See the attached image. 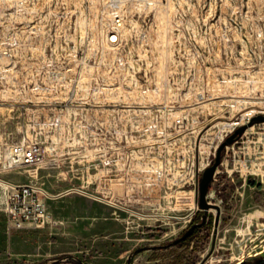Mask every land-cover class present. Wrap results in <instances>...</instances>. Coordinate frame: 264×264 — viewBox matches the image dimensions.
<instances>
[{"label": "rangeland", "instance_id": "obj_1", "mask_svg": "<svg viewBox=\"0 0 264 264\" xmlns=\"http://www.w3.org/2000/svg\"><path fill=\"white\" fill-rule=\"evenodd\" d=\"M0 3V263L264 264V121L220 151L215 244V208L172 243L201 220L196 175L264 114L247 115L264 106V0H127L119 27L110 0ZM23 135L45 158L9 169ZM17 182L47 195L45 227H7Z\"/></svg>", "mask_w": 264, "mask_h": 264}, {"label": "built area", "instance_id": "obj_2", "mask_svg": "<svg viewBox=\"0 0 264 264\" xmlns=\"http://www.w3.org/2000/svg\"><path fill=\"white\" fill-rule=\"evenodd\" d=\"M110 1L118 5L127 0ZM122 21L123 10L119 9L118 5L113 11L112 25L119 27ZM46 153V146L23 135L5 148L3 165L9 169L32 167L41 163ZM29 174L32 175L33 172ZM5 188L3 209L8 228L15 230L43 228L50 222L45 202L47 195L38 187L29 182H17L7 183Z\"/></svg>", "mask_w": 264, "mask_h": 264}, {"label": "water", "instance_id": "obj_3", "mask_svg": "<svg viewBox=\"0 0 264 264\" xmlns=\"http://www.w3.org/2000/svg\"><path fill=\"white\" fill-rule=\"evenodd\" d=\"M259 121H264V114L254 115L248 121L247 124H243V125L238 126L232 133H230L228 136H226V138L218 145V147L216 149L214 160L211 162V164L204 168L200 177L198 175H196L195 202L197 203L199 208L203 211L201 214V220L196 222V223H193L181 235H179L178 237L173 239L172 240L173 244H175L179 240L184 239L190 233L191 229L194 226L202 224L206 219V212L210 208H215L217 210V213H216L215 218H214V227H213V238H215V234L217 231V223L219 220V208L220 207L216 203L209 202L206 198V194L208 191L209 183L211 182V180L213 178V174L215 172L216 166L220 162V151L225 145L233 142L238 136H240L242 134V132L246 129L247 126H249L255 122H259ZM137 250H138V248L134 249V251H137ZM68 259H75V260L80 261L82 264H85L81 259H79L77 256H75L74 254H71V253H65V254H61V255L56 256V257H50V258L44 259L42 261H38L35 263H31V264H55V263H59L62 261H66ZM0 264H5V263H0ZM127 264H130V255L127 257Z\"/></svg>", "mask_w": 264, "mask_h": 264}, {"label": "bare ground", "instance_id": "obj_4", "mask_svg": "<svg viewBox=\"0 0 264 264\" xmlns=\"http://www.w3.org/2000/svg\"><path fill=\"white\" fill-rule=\"evenodd\" d=\"M108 37L110 38V40H116L117 39V35H115V34H111V33H109L108 34ZM255 107V106H254ZM260 108H254V109H251V110H249V112L247 113V115H249V116H251L253 113H256V112H258V111H264V106H259ZM246 114V113H245ZM230 124V123H229ZM256 255L258 254V253H255Z\"/></svg>", "mask_w": 264, "mask_h": 264}, {"label": "flooded vegetation", "instance_id": "obj_5", "mask_svg": "<svg viewBox=\"0 0 264 264\" xmlns=\"http://www.w3.org/2000/svg\"><path fill=\"white\" fill-rule=\"evenodd\" d=\"M209 220V216H207V221ZM197 221L196 220H193V221H191V223L182 231V232H184L185 230H187V228H189L193 223H196ZM197 227H199V225H197V226H194L192 229H191V231H190V233L186 236V237H188ZM213 227H214V222H213V226H212V230H213ZM217 228H218V223H217ZM217 232V231H216ZM213 234V233H212ZM185 237V238H186ZM185 238L184 239H182V240H185ZM181 240V241H182ZM215 244V238H213L212 237V246ZM78 261V260H77ZM79 263H81L80 261H78ZM82 264V263H81Z\"/></svg>", "mask_w": 264, "mask_h": 264}, {"label": "trees", "instance_id": "obj_6", "mask_svg": "<svg viewBox=\"0 0 264 264\" xmlns=\"http://www.w3.org/2000/svg\"><path fill=\"white\" fill-rule=\"evenodd\" d=\"M201 214V211L198 213V215L194 218V219H197ZM192 235V233L187 237V238H190V236Z\"/></svg>", "mask_w": 264, "mask_h": 264}, {"label": "crops", "instance_id": "obj_7", "mask_svg": "<svg viewBox=\"0 0 264 264\" xmlns=\"http://www.w3.org/2000/svg\"><path fill=\"white\" fill-rule=\"evenodd\" d=\"M160 250H166V249H160ZM177 250H178V251H180V250H181V248H179V247H178V249H177Z\"/></svg>", "mask_w": 264, "mask_h": 264}]
</instances>
